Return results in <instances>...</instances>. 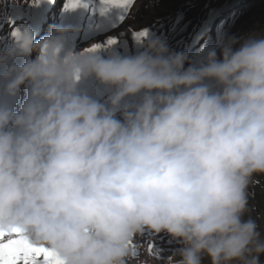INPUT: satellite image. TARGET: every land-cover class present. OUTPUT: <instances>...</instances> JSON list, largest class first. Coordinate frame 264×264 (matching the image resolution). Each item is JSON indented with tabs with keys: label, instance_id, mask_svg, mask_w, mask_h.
Segmentation results:
<instances>
[{
	"label": "clouds",
	"instance_id": "clouds-1",
	"mask_svg": "<svg viewBox=\"0 0 264 264\" xmlns=\"http://www.w3.org/2000/svg\"><path fill=\"white\" fill-rule=\"evenodd\" d=\"M72 30L0 50V94L27 92L0 103V227L65 264H148L133 255L145 230L179 244L176 264H262L249 187L264 175V31L225 35L193 63L147 29L135 54L62 51Z\"/></svg>",
	"mask_w": 264,
	"mask_h": 264
},
{
	"label": "rangeland",
	"instance_id": "rangeland-1",
	"mask_svg": "<svg viewBox=\"0 0 264 264\" xmlns=\"http://www.w3.org/2000/svg\"><path fill=\"white\" fill-rule=\"evenodd\" d=\"M68 2L0 0V46L7 49L19 43L14 32L30 31L34 41H38L53 33L49 32L53 25H71L73 30L67 34L62 51H87L99 45L98 51L102 55L109 51L130 55L143 47L134 34L147 29L149 35L165 40L170 49L187 51L195 63L212 47L217 48L219 56L218 46L225 35L242 37L264 31L259 14L262 8L260 5L243 7L248 0H135V3L127 0L122 5H109L106 0H81L74 8L66 7ZM36 56L32 53L31 58ZM206 82L214 85V81ZM81 87L96 99H106L107 89L94 78L82 81ZM253 179L254 183L249 187L250 212L264 228V175L258 174ZM160 237L145 230L138 237L141 247L136 248L135 254L148 264H164L166 260L165 264H176L179 257L173 256V252L179 244L167 233ZM147 245L151 246V251H158L163 259L152 257ZM260 259L264 264V255ZM132 264H136L135 258ZM203 264H208L206 257Z\"/></svg>",
	"mask_w": 264,
	"mask_h": 264
},
{
	"label": "snow or ice",
	"instance_id": "snow-or-ice-1",
	"mask_svg": "<svg viewBox=\"0 0 264 264\" xmlns=\"http://www.w3.org/2000/svg\"><path fill=\"white\" fill-rule=\"evenodd\" d=\"M120 2L124 4L127 0H120ZM13 35L17 33L14 32ZM0 264H65V262L54 249L45 244L31 242L21 228L0 227Z\"/></svg>",
	"mask_w": 264,
	"mask_h": 264
},
{
	"label": "trees",
	"instance_id": "trees-1",
	"mask_svg": "<svg viewBox=\"0 0 264 264\" xmlns=\"http://www.w3.org/2000/svg\"><path fill=\"white\" fill-rule=\"evenodd\" d=\"M246 5H248L247 7L254 6V5H260V8H262L259 12V14L261 15L260 20L264 22V0H248L247 4H244L243 7H245ZM247 28L248 27L246 25V30ZM250 215L254 216L253 213L251 212H250Z\"/></svg>",
	"mask_w": 264,
	"mask_h": 264
},
{
	"label": "bare ground",
	"instance_id": "bare-ground-1",
	"mask_svg": "<svg viewBox=\"0 0 264 264\" xmlns=\"http://www.w3.org/2000/svg\"><path fill=\"white\" fill-rule=\"evenodd\" d=\"M151 233H152V232H151ZM160 234H166V232H161V233H159V234H155V235L152 233V235H153L154 237L161 239ZM170 239H171V238H170ZM165 240H167V239H165Z\"/></svg>",
	"mask_w": 264,
	"mask_h": 264
}]
</instances>
